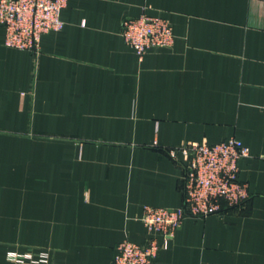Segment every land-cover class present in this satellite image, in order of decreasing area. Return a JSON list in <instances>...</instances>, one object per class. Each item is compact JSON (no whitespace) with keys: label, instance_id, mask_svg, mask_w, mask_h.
Returning <instances> with one entry per match:
<instances>
[{"label":"crops","instance_id":"obj_1","mask_svg":"<svg viewBox=\"0 0 264 264\" xmlns=\"http://www.w3.org/2000/svg\"><path fill=\"white\" fill-rule=\"evenodd\" d=\"M142 13L174 40L139 59L121 24ZM60 19L37 53L0 25V264H113L148 238L144 206H182L163 148L232 137L249 198L185 218L153 264H264V0H67Z\"/></svg>","mask_w":264,"mask_h":264},{"label":"built area","instance_id":"obj_2","mask_svg":"<svg viewBox=\"0 0 264 264\" xmlns=\"http://www.w3.org/2000/svg\"><path fill=\"white\" fill-rule=\"evenodd\" d=\"M67 0H0V25L5 31V45L37 53L43 34L60 31V12ZM136 32L140 34L139 38ZM121 36L139 59L150 49L169 48L173 44L171 24L163 18L142 14L124 19ZM179 154L182 168L180 191L182 206L176 209L144 206L140 221L148 238L142 244L123 240L115 247L113 264H153L187 217L200 218L243 207L249 193L238 178L239 161L250 152L240 140L229 138L219 143L185 144L170 152ZM162 238V242L158 238ZM40 259H10L15 264H51L50 253L40 250Z\"/></svg>","mask_w":264,"mask_h":264},{"label":"rangeland","instance_id":"obj_3","mask_svg":"<svg viewBox=\"0 0 264 264\" xmlns=\"http://www.w3.org/2000/svg\"><path fill=\"white\" fill-rule=\"evenodd\" d=\"M142 14H144V13H142ZM142 14H140V15H142ZM139 15V16H140ZM147 15V14H146ZM138 16V17H139ZM147 16H149V17H156V18H162V17H158V16H152V15H147ZM135 18H137V17H135ZM125 19H132L131 17L130 18H125ZM164 19V18H163ZM168 21V20H167ZM169 22V21H168ZM170 23V22H169ZM171 24V23H170ZM136 35L138 36V37H136V38H139V36H140V34L138 33V32H136ZM141 37V36H140ZM138 57V56H137ZM219 143V142H218ZM187 144H191V143H187ZM199 144V143H198ZM185 145V144H184ZM183 146V145H182ZM179 147H181V146H179ZM176 148H178V147H172V148H167V147H165V148H163L164 150H165V152L168 154V155H170V152L174 149V150H176ZM171 157V156H170ZM173 159L174 160H176L177 161V159L179 160V161H182V158L180 157V155L177 153H175L174 154V157H173ZM173 237V236H172ZM171 237V238H172ZM122 242V241H121ZM133 243V242H132ZM136 244H138V243H136ZM40 250H47V251H49V249H45V248H38V249H36V250H33V249H30V250H28V251H26V252H24V253H18V252H15V251H9V259H10V257L13 259V257H16V258H25V259H27L26 257H28V258H30V259H40V255L41 254H39L40 253ZM49 253H50V251H49ZM36 257H38V258H36ZM11 260V259H10ZM12 261V260H11ZM13 262V261H12ZM50 262H51V254H50ZM52 264V263H51Z\"/></svg>","mask_w":264,"mask_h":264}]
</instances>
